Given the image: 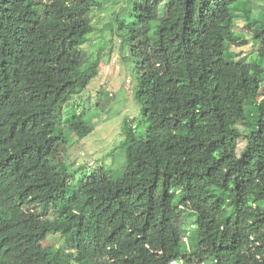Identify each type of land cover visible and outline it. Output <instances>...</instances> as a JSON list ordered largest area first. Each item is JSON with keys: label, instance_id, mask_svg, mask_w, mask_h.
<instances>
[{"label": "trees", "instance_id": "16d2710c", "mask_svg": "<svg viewBox=\"0 0 264 264\" xmlns=\"http://www.w3.org/2000/svg\"><path fill=\"white\" fill-rule=\"evenodd\" d=\"M237 1L131 0L120 46L136 61L145 129L125 126L120 177L70 184L63 130L92 126L64 111L99 64L82 49L97 2L0 0V264H264V44L252 61L233 51L246 43ZM58 231L52 253L42 242Z\"/></svg>", "mask_w": 264, "mask_h": 264}, {"label": "rangeland", "instance_id": "374dc122", "mask_svg": "<svg viewBox=\"0 0 264 264\" xmlns=\"http://www.w3.org/2000/svg\"><path fill=\"white\" fill-rule=\"evenodd\" d=\"M93 1L97 4L91 8L89 14L94 31L87 35L88 40L82 45V49L98 58L99 64L97 68L89 71V84L71 97L64 111L80 114L92 126V130L83 137H77L66 128L63 130L66 142L60 154V166L73 173L70 184L94 171H100L112 178L120 177L125 160L122 145L125 126L128 125L133 130L136 138L145 129L142 123V102L133 97L136 61L129 55L128 45L124 43L120 46V40L126 36V26L135 22L131 0ZM163 4L154 6L155 17L164 15ZM244 7L248 9L251 20L264 21V0H239L231 5L234 30L246 40L244 45L234 46L232 49L239 53L238 57H246L247 61H252L258 58L257 48L264 44V26L258 27L257 21L249 24L244 16ZM155 22L152 21L151 25ZM119 23L125 29H118ZM262 61L264 63V58ZM227 116L241 127V118L234 111L228 110ZM244 144L243 138L234 143L236 153L242 150ZM57 221L61 223L64 220ZM182 227L188 231L189 240L193 242L197 235L194 213L184 212ZM61 242V232L58 231L49 234L42 244L55 253L61 250ZM200 250L204 256L209 255L207 242H202ZM210 261L207 257L203 259L206 264ZM189 264H196V260H190Z\"/></svg>", "mask_w": 264, "mask_h": 264}, {"label": "built area", "instance_id": "2783aa9c", "mask_svg": "<svg viewBox=\"0 0 264 264\" xmlns=\"http://www.w3.org/2000/svg\"><path fill=\"white\" fill-rule=\"evenodd\" d=\"M174 262H172L171 264H173Z\"/></svg>", "mask_w": 264, "mask_h": 264}]
</instances>
